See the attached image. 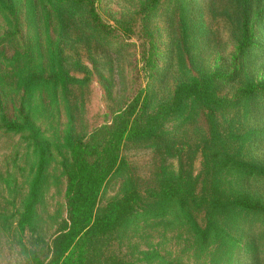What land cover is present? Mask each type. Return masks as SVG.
I'll use <instances>...</instances> for the list:
<instances>
[{
    "label": "rangeland",
    "instance_id": "374dc122",
    "mask_svg": "<svg viewBox=\"0 0 264 264\" xmlns=\"http://www.w3.org/2000/svg\"><path fill=\"white\" fill-rule=\"evenodd\" d=\"M94 1L101 18L115 28L108 37L111 46L99 43L97 69L82 48L81 61L89 69L86 84L72 85L67 94L50 87L34 93L29 115L38 136L30 130L7 131L5 121L25 123L18 76L32 68L50 72L48 41L56 39L58 20L54 12L44 9L48 0H16L18 10L13 14L0 10V264H36L28 250L42 260L50 259L53 240L69 226L66 190L71 159L66 139L70 135L89 138L94 130L108 127L138 95L139 110L146 103L145 111L153 113L159 103L172 98L181 80L201 72L234 73L232 82L217 80V92L229 99L239 95L248 77L264 85V0L253 3L256 37L245 55L238 52V0H185L182 25L179 15L173 14L172 0H162L146 12L142 8L148 0ZM144 27L154 32L153 58L147 61L143 52L151 49V43ZM70 74L84 77L73 65ZM257 101H264V96ZM257 121L255 126L264 128V111ZM209 135V126L200 117L195 123L167 122L155 139L128 143L123 153L130 170L109 178L99 207L123 195L127 176L133 177L145 197L163 179L182 170L196 176L203 167V138ZM41 139L51 145L47 191L35 231L22 235L18 222L37 168ZM253 153L264 161V139L254 144ZM227 180V190H245L264 200V180L238 181L234 175ZM168 212L149 205L137 210L130 225L110 237L106 259L119 264H264L263 222L241 226L242 249L220 255L212 236L205 244L201 235L207 227L204 210L194 214L199 231L178 205Z\"/></svg>",
    "mask_w": 264,
    "mask_h": 264
},
{
    "label": "trees",
    "instance_id": "16d2710c",
    "mask_svg": "<svg viewBox=\"0 0 264 264\" xmlns=\"http://www.w3.org/2000/svg\"><path fill=\"white\" fill-rule=\"evenodd\" d=\"M238 1V20L241 25L238 52L245 55L256 37L251 22L256 13L253 3H258V0ZM147 2L142 8L144 12L162 0ZM172 2L173 14L179 15L182 25L185 0ZM48 3L44 9L54 12L58 20L56 39L48 41L50 72L45 74L43 70L32 68L19 74L18 83L24 93L21 104L25 123L6 120L7 131L30 130L34 136H38L39 132L29 115L34 93L43 87H50L60 88L67 94L72 85L86 84L89 69L81 61L82 48H85L87 59L97 69L95 57L99 43L111 46L108 37L115 28L101 18L94 0H48ZM0 10L13 14L17 12L18 4L16 0H0ZM77 30L80 31L78 35ZM144 31L151 43V49H144L143 52L144 60L147 61L153 58L154 32L145 27ZM179 62L182 71V56ZM70 65L82 72L84 77L71 75ZM199 74L181 80L172 98L159 103L153 113L145 111L146 103L139 110L136 103L140 98L138 95L136 102L124 111H119L108 127L94 130L89 138L70 135L66 139L71 159L67 168L66 190L70 223L53 240L50 259L42 260L28 250L36 264H119L117 261L111 263L105 257L109 239L119 230L126 229L131 216L147 205L164 214L173 205H178L198 231L200 228L193 220L194 214L204 210L207 227L200 230L204 243L212 236L220 255L242 249L239 230L243 225L246 228L258 222L264 223V200L245 190H227L225 184L228 183L229 175H234L238 181L264 180V161L253 153L254 144L264 139V128L255 126L259 123L257 115L264 111V101H257L258 97L264 96L260 94L264 93V85L248 77L239 95L229 99L217 92V80L230 82L234 73ZM200 117L204 118L210 130L209 137L203 138V167L200 173L194 176L182 170L176 177H166L158 189L148 192L147 197L142 194L133 177L127 176L123 195L99 207L100 195L109 178L115 173L130 170L123 153L128 143H144L155 139L163 133L167 122L182 119L184 124L195 123ZM50 147L48 140L37 142V168L18 222L22 235L36 229L38 208L47 191ZM245 251L248 253V248Z\"/></svg>",
    "mask_w": 264,
    "mask_h": 264
}]
</instances>
